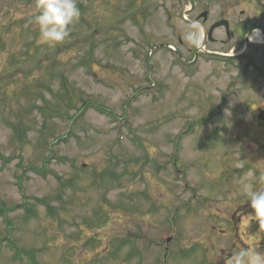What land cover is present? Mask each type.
<instances>
[{
  "label": "rangeland",
  "instance_id": "rangeland-1",
  "mask_svg": "<svg viewBox=\"0 0 264 264\" xmlns=\"http://www.w3.org/2000/svg\"><path fill=\"white\" fill-rule=\"evenodd\" d=\"M254 4L77 0L49 47L35 0H0V264H225L264 243L240 191L249 172L264 190V91L246 64L264 57L206 36Z\"/></svg>",
  "mask_w": 264,
  "mask_h": 264
},
{
  "label": "clouds",
  "instance_id": "clouds-1",
  "mask_svg": "<svg viewBox=\"0 0 264 264\" xmlns=\"http://www.w3.org/2000/svg\"><path fill=\"white\" fill-rule=\"evenodd\" d=\"M36 13L31 23L38 29L41 44L55 47L69 38L71 27L80 20L81 12L77 0H35ZM231 105V102H230ZM232 112L230 107L224 109L223 125L231 127ZM255 177L252 172L241 181V194L249 201L252 212L249 215L258 222L264 233V190L254 188ZM260 180L264 181V175ZM225 264H264V252L258 250L257 243L250 241L247 247H240L225 259Z\"/></svg>",
  "mask_w": 264,
  "mask_h": 264
},
{
  "label": "flooded vegetation",
  "instance_id": "flooded-vegetation-1",
  "mask_svg": "<svg viewBox=\"0 0 264 264\" xmlns=\"http://www.w3.org/2000/svg\"><path fill=\"white\" fill-rule=\"evenodd\" d=\"M255 4L251 6V13L250 15H246V9H241L237 14H235L234 18L227 19L230 25V32L225 33L226 39L229 41L233 38H236L239 41V45L242 47L239 49L240 51L237 53V56H243L241 59H245L249 52V44H254L253 41L250 40L251 34L259 29V33L261 34L264 40V0H251ZM207 22V21H206ZM204 22V23H206ZM216 42V40L214 41ZM222 44L226 42L221 40ZM251 48L256 51L254 52L256 55L257 53H262L264 57V41L259 43V46H251ZM246 64L248 67L250 66V71L252 72L255 77H259V80L262 82L263 86L262 90L264 91V61L260 62V64H255L254 59L252 56L246 58ZM264 94V92L262 93ZM258 248L264 249L263 240L257 243ZM231 256V253L228 254ZM225 262V256H222Z\"/></svg>",
  "mask_w": 264,
  "mask_h": 264
},
{
  "label": "water",
  "instance_id": "water-1",
  "mask_svg": "<svg viewBox=\"0 0 264 264\" xmlns=\"http://www.w3.org/2000/svg\"><path fill=\"white\" fill-rule=\"evenodd\" d=\"M202 16L205 18V17H206V13H203ZM226 24H227L226 21H220V22L215 23V24L210 28V30H209V37H211V34H212L213 30H214L216 27H219V26H221V25H225V26H226ZM257 117H258V119H259L260 121H262V122L264 123V110L260 111V112L258 113V116H257Z\"/></svg>",
  "mask_w": 264,
  "mask_h": 264
},
{
  "label": "bare ground",
  "instance_id": "bare-ground-1",
  "mask_svg": "<svg viewBox=\"0 0 264 264\" xmlns=\"http://www.w3.org/2000/svg\"><path fill=\"white\" fill-rule=\"evenodd\" d=\"M257 41H260V39L257 37Z\"/></svg>",
  "mask_w": 264,
  "mask_h": 264
}]
</instances>
